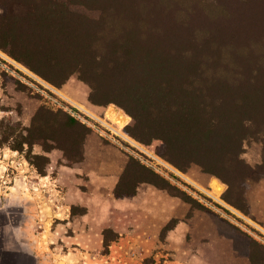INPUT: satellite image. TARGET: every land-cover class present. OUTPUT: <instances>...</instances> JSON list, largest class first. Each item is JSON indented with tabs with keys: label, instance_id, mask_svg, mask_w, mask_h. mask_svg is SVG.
I'll return each mask as SVG.
<instances>
[{
	"label": "rangeland",
	"instance_id": "rangeland-1",
	"mask_svg": "<svg viewBox=\"0 0 264 264\" xmlns=\"http://www.w3.org/2000/svg\"><path fill=\"white\" fill-rule=\"evenodd\" d=\"M2 1L6 5L0 2V22L6 25L0 31V41L15 56L0 47V142L6 139L1 147L13 149L25 138H46L49 145L31 142L13 149L33 166L34 157L41 156L39 167L45 173L51 159L57 164L76 165L78 161L71 159L80 156L93 129L113 133L110 138L125 151L126 164L113 188L102 189L95 181L85 184L92 228H101L102 235L98 237L94 231L84 240H52L60 254L53 258L59 260L66 253L62 264H211L202 254L196 257V252L200 253L201 246L208 247L214 232L231 239L237 253L249 257L253 264H264V95L249 104L245 94L230 88L212 86L192 93L187 104L190 101L199 110L201 120L215 121L212 134H193L188 145L175 128L166 127L165 137L159 136L163 131L152 104H146L147 108L140 101L134 102L114 81L106 80L93 89L92 84L99 82L96 52L84 45H92L100 30L96 23H92L96 27H88L85 13L92 14L90 0H65L70 10L78 13L71 39L62 28L50 30L44 21H26L22 0ZM7 8L17 16L6 19ZM68 16L63 19L66 26L70 24ZM53 23L55 27L62 25ZM173 76L188 77L186 73ZM142 86L138 83L133 90L140 92ZM181 90L178 94L185 91ZM91 93L95 98L110 94L118 101L95 103ZM41 106L71 115L78 123L65 124L60 114L59 120L50 116L57 124L46 123L50 126L47 130L33 126ZM123 106L140 113V122ZM111 109L128 116V121L122 125L116 122L109 114ZM40 119L45 118L38 114L36 120ZM239 150L249 165L245 171L235 163ZM104 202L108 214L103 220L100 205ZM163 205L178 210L181 217L167 216ZM84 209L77 206L73 212ZM208 248L206 257L220 264L223 257Z\"/></svg>",
	"mask_w": 264,
	"mask_h": 264
},
{
	"label": "trees",
	"instance_id": "trees-1",
	"mask_svg": "<svg viewBox=\"0 0 264 264\" xmlns=\"http://www.w3.org/2000/svg\"><path fill=\"white\" fill-rule=\"evenodd\" d=\"M22 1L27 9L26 21H44L50 30L62 28L67 39L74 37L72 30L78 13L69 9L67 0ZM89 4L92 14L85 13L88 27L92 29L96 27L92 23H96L100 30L92 45H84L96 52L94 63L99 82L92 84L93 89L104 85L106 80L114 81L116 88L123 89L134 102L140 101L147 108L152 104L163 131L159 136L165 137L166 127L175 128L182 142L188 145V141L193 142L189 137L193 134H212L215 121L201 120L199 110L190 101L187 104L192 93L204 92L212 86L230 88L245 94L249 104L264 95V0H90ZM68 14L70 24L66 26L67 21L63 19ZM12 16L17 15L7 8L5 18ZM53 21L62 25L55 27L57 24ZM3 25L6 24L1 21L0 31ZM50 32L57 38L56 33ZM0 47L15 56L1 41ZM176 60L179 63H173ZM176 73H186L188 77L174 79ZM138 83L143 85L140 92L133 90ZM180 88L185 91L178 94L177 91H182ZM90 99L99 104L118 101L110 94L95 98L91 93ZM123 107L140 122V113L130 106ZM38 114L45 119L38 122ZM60 114L65 117V124L78 123L71 115L41 106L32 124L47 130L50 126L46 123L57 124L50 116L59 120ZM45 140L42 136L34 141L25 138L12 148L22 149L24 143L31 142L49 145ZM83 153L84 143L80 156L71 160L80 161ZM34 158L38 171L45 173L39 167L41 156ZM235 159L240 170L249 167L241 158L240 150Z\"/></svg>",
	"mask_w": 264,
	"mask_h": 264
},
{
	"label": "crops",
	"instance_id": "crops-1",
	"mask_svg": "<svg viewBox=\"0 0 264 264\" xmlns=\"http://www.w3.org/2000/svg\"><path fill=\"white\" fill-rule=\"evenodd\" d=\"M104 115H108L106 111ZM111 135L114 134L93 129L85 138L83 158L76 165L57 164L51 159L46 173H40L15 150L0 146V264H62L66 253L64 259L59 258L61 261L54 259L53 255L60 254L52 240H84L94 231L98 237L102 235L101 228H92L91 204L84 198L85 184L95 181L102 189H111L124 170L125 151ZM115 204L123 206L122 202ZM77 206L84 211L74 213ZM163 207L167 216L178 214L171 206ZM100 210L104 220L108 214L106 202ZM178 215L181 217L180 212ZM98 221L101 223L102 218ZM211 240L207 245L223 257L220 264H253L249 257L237 253L228 237L213 232ZM78 243L87 247L83 241ZM208 247L201 246L196 257L202 254L213 264L215 261L206 257Z\"/></svg>",
	"mask_w": 264,
	"mask_h": 264
},
{
	"label": "bare ground",
	"instance_id": "bare-ground-1",
	"mask_svg": "<svg viewBox=\"0 0 264 264\" xmlns=\"http://www.w3.org/2000/svg\"><path fill=\"white\" fill-rule=\"evenodd\" d=\"M109 114L114 116L115 121L118 122L121 125L125 124L128 121V116L124 115L123 113H116L114 110L111 109V112ZM216 187L219 190L221 189V187H220L218 182L216 183Z\"/></svg>",
	"mask_w": 264,
	"mask_h": 264
}]
</instances>
